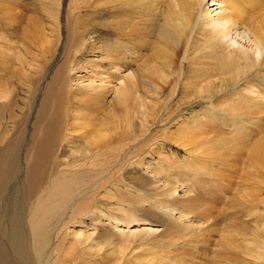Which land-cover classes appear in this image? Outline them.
<instances>
[{
  "label": "bare ground",
  "instance_id": "6f19581e",
  "mask_svg": "<svg viewBox=\"0 0 264 264\" xmlns=\"http://www.w3.org/2000/svg\"><path fill=\"white\" fill-rule=\"evenodd\" d=\"M27 2L36 6L35 16L38 17L36 18L40 25L36 24V19H32L34 16H30L32 10L25 4ZM83 17L88 19L87 21L92 23V26H96L89 32H86V29L82 32L75 28L74 33L77 32L76 37L79 36V39H73L76 40L75 45L71 42L74 48L71 44L69 45L71 47L69 48L71 49L70 55H74V58L70 56L71 61L64 62L56 69L55 74L50 78L39 108L37 107L38 110L34 112L35 118L30 121L33 107L34 110L36 108L33 105L36 99L33 94L35 91L38 92L37 90L42 86L41 80L45 78L41 76L42 74L39 78V74L36 76L33 73L34 71L38 72L36 70H39L40 63H42L41 61L38 67L37 62L43 59L39 58L44 57L46 53L50 54L52 59L56 58L63 40L64 19L69 25L72 22H78L80 19L82 21ZM26 19L28 21H25ZM19 28L24 35L21 39H25L22 44L19 43L22 49L17 47L23 51L22 55L20 51L13 52L11 50L12 42L8 43L11 48H7L9 45L7 46L6 43V39H8L6 36L16 32V29L19 30ZM104 32L108 34V36L106 35L108 38L103 41L98 40V37L102 36L101 34ZM0 34L2 38L6 37L3 41L7 46L4 50L3 48L0 49V54L5 60L4 65H0V67L2 66L0 68V208L8 183L18 175L19 169H22L21 167L24 165L23 194L20 202L16 204V208L19 207V210L27 217L24 221L23 215L17 211L10 219L6 215L0 217V264H32L29 260L30 257L28 258L26 246H29L32 255L36 258L33 261H37L39 264H51L44 261L51 223L79 193L83 185L78 176L69 172H61L66 168L61 170L59 174H54V171L63 165L62 161L64 160H60L59 157L64 152V154H71L70 159H76V153L79 154L77 150L79 147L77 146L84 144L83 150H85L83 153V150L80 152L85 153L86 157V155L91 156V153L96 151L93 155L97 158L103 149L108 147H106L107 141L114 140L115 137L119 136L118 130L122 128V125H126L124 127L126 131L123 130L125 136L122 137L131 139L126 136V133L129 135L128 132L131 131V122L139 119L140 115L145 116L148 112L145 104L139 105L137 102L141 88L151 89L153 94L149 93L148 98L155 96L156 100L159 101L167 89L172 92L179 87H191L194 86L193 84H197V98L213 96L208 100L212 110L207 109L210 111L211 118H207L204 114L206 110L200 112L201 115L196 113L194 125H192L193 129H200L201 126L208 125L213 127V134H218L216 131L218 128L225 131L229 136L208 142V145L205 146L203 143L199 149L195 147L197 154H199V150L203 153L199 157L197 154L194 157L210 158L216 153L214 148L229 146V148L242 150L245 155L247 154L248 157L246 156V158L249 161L247 164H250L251 170L252 167L264 169V117L262 116L264 115V0H0ZM2 38L0 36V39ZM46 60L47 58H45ZM47 62L46 64H49L53 61ZM0 63H2V59ZM44 66L47 68L48 65ZM44 66L41 67V71L46 70ZM18 86L25 92L26 97L30 96V103L26 97L21 98L20 93L17 94ZM144 97L143 95V99ZM164 98L166 99L165 96ZM20 99L21 102L27 103V108H25V103L24 107H21ZM214 99H217V102L213 101ZM155 107L157 106L154 105L151 109L156 110ZM18 109L21 114L14 113ZM7 116L13 122L12 124L16 122L20 124L19 128L13 130V134L12 131L8 130L9 124H5ZM148 116L150 118L153 115L151 113ZM142 120L145 119L142 118ZM30 125L32 126L31 140L28 138L30 141L28 140L29 144L26 154L24 153V160H22V148L26 141V136L23 133L27 131ZM15 126L14 128H16ZM136 126L138 129V125ZM184 126V124L180 126V133L183 132ZM145 127H148V123L144 124V133L146 134L147 129ZM186 127L189 128V125ZM141 131L140 133H143ZM132 133L133 131L130 134L134 137L136 133L134 135ZM180 133L178 135H182ZM169 135L167 136L170 137ZM193 137L196 140V137ZM180 140L183 142L182 139ZM152 141L154 142V139ZM194 144L196 143L194 142ZM125 146L129 147V145ZM74 149L76 150L74 151ZM91 150L93 151L91 152ZM103 153L107 154L106 151ZM84 155L78 157H84ZM65 157L63 155L64 159ZM161 158L163 157L160 155V161L157 160L161 162ZM87 159L89 160V157ZM94 159L93 161H95ZM20 161L23 162L20 164ZM104 161L108 162V160ZM139 161L141 160L139 159ZM89 162L91 163V161ZM101 163L99 164L102 165ZM198 167L199 169L202 168L201 165ZM94 168L96 169V167ZM146 168L149 169L148 166ZM254 173L256 174L255 170ZM92 174L95 173L92 172ZM97 174L99 173L97 172ZM143 174L144 177L147 175L145 172ZM156 175L160 177L162 174ZM252 176L254 175L252 174ZM98 177L100 176L98 175ZM256 178L264 182V173ZM92 180L94 179L90 178L91 182ZM248 189L251 190V188H246L245 191L241 192L239 198L243 207L251 203L252 192L249 193ZM231 190L233 191V189ZM171 192L173 195L177 193L175 189H172ZM229 196H231L230 193ZM257 197L261 198L262 196L259 195L254 198ZM233 199L235 201V198ZM165 210L164 213L166 214ZM251 210L247 209V214ZM169 214L172 213L169 212ZM185 214L187 215V213ZM259 214L260 212L256 210V215ZM259 218L263 219L264 217ZM260 219L258 220L260 221ZM125 221L128 224L125 225L127 232L119 227L116 229L122 235L120 241L124 245L125 252L130 256L126 263L131 264L136 260V264H153L154 258L148 262L143 258L145 255L141 256L146 250L144 251L142 248L144 252L142 251L140 255L132 252V249L129 251L128 245L132 238H134L135 244L137 241L142 243L143 237L149 243L158 238L155 235L159 231L156 227L159 223L154 222L155 226H144L138 232L132 227L135 223L139 224V220L129 221L126 219ZM250 222L253 223V221ZM258 223L260 222L257 221V226L263 222L259 225ZM164 225L167 226L166 223ZM243 225L244 230L246 229L244 227L247 226ZM193 226L192 228L196 229ZM178 229H180L179 226ZM253 229L255 231L248 230V235L244 232H229L221 248L214 254V256L217 254L214 261L217 264L218 262H220L219 264H264V225ZM250 231L252 232L250 233ZM160 232L159 235H162L163 233ZM26 233L30 245H26ZM71 233L76 234L74 235L77 236L75 239H79V241L92 240L93 236L90 234L85 236L80 231ZM235 237L238 239L235 240ZM135 239H137L136 242ZM95 246L99 249L97 250L98 254L102 252L103 255L108 250L99 244ZM135 246L137 247V245ZM145 247L149 248L147 244ZM153 247L155 248L154 245ZM76 248L71 247L69 250L75 254ZM69 250L68 252H70ZM103 250L106 251L103 253ZM10 251L13 258H11ZM150 251L158 254V249L156 253L153 249ZM160 251H158L159 256ZM91 253L93 254V252ZM138 254L143 260L137 259ZM108 255L112 256V253ZM243 256H246L245 260ZM110 258L108 257L107 260ZM162 259L159 260L161 263L166 262ZM122 261L120 262L122 263ZM124 263L123 261L122 264Z\"/></svg>",
  "mask_w": 264,
  "mask_h": 264
},
{
  "label": "rangeland",
  "instance_id": "374dc122",
  "mask_svg": "<svg viewBox=\"0 0 264 264\" xmlns=\"http://www.w3.org/2000/svg\"><path fill=\"white\" fill-rule=\"evenodd\" d=\"M25 4L31 7L30 9L32 10L31 12L32 15L30 16L32 17L34 16V18L32 19L34 20L36 19L35 20L36 24L37 23L39 24L40 22L37 19L38 17L35 16V12H37L35 11L36 6L28 2ZM87 20L86 18L84 19L83 17L82 21L81 19L78 21L79 23L81 22L80 24L77 21H75L68 25L67 21L64 19L63 27L65 28H63V37H62L63 40H62L61 46L59 47L57 57L52 59L51 56H49L50 54L48 55V53H46L44 57L47 58L48 62L47 60L45 61V58L43 56L39 58V59L43 58L42 60L38 59L39 60V62H37L38 67L40 64L42 66L44 65H48V66L47 68L46 66H44V68L47 70L46 71L44 69L46 72L41 71L42 70L41 65L38 68L39 70H36L38 72H35V71L33 72L34 74H36V76L39 74L38 75L39 78L41 76H44L46 79L43 78V80H41L42 86L37 90L38 92L35 91L34 92L35 94H33L34 97H36V99L33 102V105L36 106V108L34 110V107H33V112H31L32 116L30 117V121H32V119L35 118L34 112L38 110L41 100L43 98V95L49 84L50 78L55 74L56 69L60 65H62L64 62L71 61V59L74 58V55H70L71 52L69 51L71 49L69 48L71 47L69 45L71 44V46L73 47L76 42V40L74 41L73 39H76V38L79 39V36L76 37L77 32L74 33L75 28L79 29L82 32H84V30L86 29V32H89L93 29L94 26H96V25L92 26V23L88 22ZM25 21H28V20L26 19ZM85 21L87 22L85 23ZM9 35L11 36L9 37ZM9 35L6 36L9 39V42H8V39H6V37L2 38V35L0 34L2 38L0 39V49L3 48L4 50L8 45L9 46L7 48H11L10 47L11 45L8 43L12 42L11 50L13 52L20 51V49H22V46H21L22 41L25 40L23 38H22L23 40L21 39V37L24 36L21 29L20 28L19 30L16 29V32L9 33ZM101 35L102 36L98 37V40L103 41L108 38L106 37V35L108 36L106 32L102 33ZM3 39L4 41L5 39L7 40L6 42L7 46L5 42L3 41ZM20 42L21 44H19ZM71 42L74 43V45ZM17 47H19L20 49ZM66 49L67 51L65 52ZM20 52L22 55L23 51H20ZM0 57H1L0 61L2 59V63H0V65L2 64L3 66L5 60L4 58H2L1 54H0ZM41 61L42 63H40ZM46 62L47 63L52 62V63H49L50 64L49 65V64H46ZM40 74L42 75L40 76ZM193 85L194 86H191V87H179L178 89L173 90L172 92L171 90L167 89L166 92H164V95L162 96L161 100L159 101L156 100L155 96L154 98H148L149 93L151 95L153 94V92H151L152 91L151 89L149 90L147 88L146 90L143 88L139 89V93L141 95L138 93L137 102H139V105L141 104L146 105L148 112L146 113L145 116H148L151 113L153 116L149 118V116L145 117L143 115H140L139 119H136L134 122H131L132 128L130 130L133 131L132 133L133 135L136 133L134 137L130 134L131 131L128 132L129 135H127L126 133V136H128L131 139H128L127 137H126L127 139L125 137H122L125 134L124 132L126 131V129L124 128L126 125H122V128L121 129L119 128L118 130L119 136L115 137L116 140L115 139L111 140L113 142L108 140L107 141L108 145H106V147L107 146L108 147L104 148L102 153L99 154L97 158L96 156L93 155V153L96 152V151L92 152L93 150H91L92 152L91 156L86 155L85 157L84 155L85 153L82 154L85 150V149L83 150L84 144H80L79 146H77L79 147V149H77L79 154L76 153V157H77L76 159L71 158L72 159L71 160L69 158L71 157V154L68 155L69 153H66L67 154L66 155L63 152L61 156L59 155L60 160L62 159L64 160L62 161L63 165H61V167L59 166V168L56 169V171H54V174H59L60 171L63 170L64 168L67 169L70 167L72 169L70 168L67 170L65 169L66 171L63 170L61 172L62 173L69 172V173H72L73 175L78 176V178L81 179V182L83 185L81 186L79 193H77L73 197V199L68 203L66 208L55 218V220L52 221L53 224L51 223V227L49 228L50 230L49 243L47 244V247L45 249L46 252H44L45 262H49L51 264H100V263L101 264H119V262L123 260L125 262L124 264H127L126 261H129L130 256L128 255L127 252H125L124 245L120 241L122 240V237H121L122 235L119 234L118 230L116 229V227H119L120 229H124L125 232H127V229H126L127 226L125 227V225H128L125 221L126 219H128L129 221H133V220L140 221L139 224L135 223L132 227L133 230H138V232L142 230L144 226L145 227H147L148 225L155 226V224H153L154 222L159 223V225L156 226L159 231L155 235V237H158V238L152 240L154 241L152 244L155 246V248L151 244L152 241H150L149 243L144 237L142 239L146 241L142 240V243H140L141 241L136 242L137 239L140 240V238H137L135 239V242L137 244H135L133 240L134 238H132L130 240V244L128 245L130 247L128 248L129 251H131L132 249V252L134 253L142 254V251L146 250V252L143 251L145 254L143 253L142 255L141 254L140 255L141 256L145 255L146 258L145 257L143 258L144 260L146 259V261L148 262L152 261L153 258L154 260L156 259L155 261L154 260L152 261L153 264H155L156 262L157 264H217V262L214 261L217 254L215 256L214 254L217 253L218 249L221 248V245L224 243V239H226V236L229 234V232H234V233L244 232L248 235L247 233L248 230L255 231L253 228L256 229V228L263 227L264 218L260 219L259 217L261 218L264 217V215L263 216L261 215V214H264L263 213L264 212V198H263L264 197V182H262L261 179L259 180L256 177L264 173V169H261L259 167H256V168L252 167V170H253L252 171L250 164H247L249 163L248 159L246 158L247 154L245 155L244 151L242 150H236L234 148H229V146L226 148H223L222 146H219V148H214V151L216 153L210 158L206 157V159H203L201 157L200 158L194 157L198 153L196 152V148L199 149V147H202L201 144L204 143V146H205V145H208V142H212L213 140H216V139H222L229 135H227L225 131H222L218 128H216V131L218 134H213V127L208 126V125L201 126V128L199 127L201 130L194 128L196 129V131H194L192 125H194V119L196 118L195 117L196 113H199L201 115V113L206 110L204 114L206 115L207 118H211L209 110H212V109L210 107V103H208V100L209 98L213 96H208V97L206 96L207 98L203 96L205 99L197 98V89H198L197 87L198 86L197 84H193ZM17 89H18L17 94L20 93L21 98H25L26 97L25 92L22 91L20 86H18ZM142 90H144L143 91L144 93L142 92ZM143 95L145 96L144 99H143ZM164 96L166 97V99L164 98ZM219 96L218 98H220ZM29 97L30 96L26 97V99L30 103ZM217 99H214L213 101L217 102ZM19 101H20L21 107H24L25 102L23 101L21 102V99ZM146 103L147 104L150 103V104L147 105ZM25 105H26L25 108H27L28 107L27 103H25ZM154 105L158 107V108L155 107L156 110H154V108L151 109L152 107H154ZM207 109L209 110L207 111ZM14 113L21 114L19 109L16 110ZM262 116L264 117V115ZM142 118L145 120H142ZM208 121L210 122V119H208ZM183 122H185L186 124ZM12 123L13 122L9 120V116H7V121H5V124L6 125L9 124L8 130L12 131L11 133L13 134V130L19 128L20 124H17V122L15 124H12ZM143 123L145 125L148 123V127H145L147 129L146 134L144 133L145 129H144ZM183 124L185 125L184 128H182L183 132L180 133L179 128ZM14 125H16L15 126L16 128H14ZM136 125H138V129L136 128L137 127ZM186 125L187 126L189 125V128L186 127ZM140 126L141 128L139 129ZM133 128L135 129V131ZM124 129L125 131H123ZM140 130H142L141 132H143L144 134L140 133ZM31 131H32V126L30 125L27 131L23 133L26 136L25 139L27 143L25 141V144L23 145V148H22V154H21L22 160H24V156L26 154V149L29 144L28 140L31 138V134H32ZM137 132H138V135H137ZM190 132L193 134H191ZM168 133L171 135H169ZM179 133L182 135H178ZM139 134H142L143 136ZM167 135H169L170 137H168ZM180 136L183 137V138L182 137L180 138L182 139L183 142L186 140L185 143L181 142V140L179 139ZM193 136L196 137L195 138L196 140H194ZM198 137L199 139H197ZM133 139L135 142L132 141ZM153 139H154V142L152 141ZM124 142H126L125 145L127 146L129 145V147H126L124 145ZM194 142L196 144H194ZM189 143L191 146L189 145ZM213 144H212V147H213ZM161 146L163 150L161 149ZM121 148H122V151H121ZM108 149H111V150L109 151ZM75 150L76 149H74V151ZM80 151H82V153ZM105 151L107 152V154L103 153ZM202 153L203 151L200 152L199 150V154H197V156L198 157L201 156ZM159 154L161 155V157H163L161 158V162H159L160 161ZM63 155L64 157L66 155L65 159L63 158ZM80 155L82 156L84 155V157L81 156L79 158L78 156ZM100 156L102 157L99 159ZM165 156L166 158H164ZM88 157H89V160L87 159ZM238 157H240L241 159L240 158L238 159ZM78 158L80 159V161ZM92 158L93 159L95 158L94 159L95 161H93ZM68 159L70 163L72 162L71 164H67L69 163L67 162ZM82 159H85V160H82ZM97 159L98 161H96ZM103 159L106 161L108 160V162L106 163ZM139 159L141 161H139ZM89 161H91V163ZM22 162L23 161H20V164ZM97 162L99 163L102 162L101 164L102 165L104 164V166L100 165ZM76 164L78 165V167ZM80 164H82V166H80ZM199 165H201L202 168L199 169L198 167ZM145 166L146 167L148 166L149 169H147ZM94 167H96V169ZM21 168L22 169H19V172H18L19 176L17 175L7 185L6 192L3 196V201H2L3 204L1 205V208H0V217L6 215V217L10 219L17 211L23 215L24 221L27 218L26 215L19 210V207L16 208V204L20 202L22 198V194H23V190H22L23 184H24L23 175L25 173L24 165ZM76 169H77V172H76ZM69 170L70 171L72 170V171L70 172ZM164 170L166 174L164 173ZM254 170L256 174L254 173ZM92 172L95 173L96 175L92 174ZM97 172L99 174H97ZM144 172L147 174L145 175V177L143 174ZM160 172L162 175L160 174ZM224 172H225V175H224ZM122 173L123 175L121 176ZM154 174L157 178L154 176ZM156 174H159L161 176L159 177ZM252 174L254 176H252ZM98 175L100 177H98ZM90 178L94 179L92 180V182L94 183L90 181ZM99 180H101L100 183H98ZM254 185L255 186L258 185V186H256L255 188ZM246 188H251V190L248 189V191L249 193L252 192L251 193L252 198L250 199L251 203H249L247 206L244 205L243 207V205L240 203L239 198L241 196V192L243 190L245 191ZM172 189H175L178 194L176 193L175 195H173V193L171 192ZM231 189H233L234 192ZM229 193L231 196H229ZM259 195L262 197L254 198ZM233 198H235L236 202L234 201ZM229 206L231 209L229 208ZM164 207L166 208V210ZM244 208L245 209L247 208L248 210L249 209L250 210L252 209V210L251 212H249V214H247L248 213L246 212L247 209L245 210ZM76 210L78 211L77 213H76ZM164 210L167 216L164 213ZM253 210H255V212H253ZM256 210L260 212V214L258 215L259 217L256 215ZM169 212L172 214H169ZM185 213H187V215ZM253 216H256V217H253ZM249 217L251 218V220H249L250 219ZM172 218L174 219L172 220ZM254 218L255 219L257 218L255 221L256 223L257 221L260 223L263 222L261 223L262 226L259 225L260 223H258L259 226H257V224L254 222L255 220ZM179 219H182V220H179ZM258 219H260V221ZM176 220L178 224L176 223ZM250 221H253V223H251ZM73 222L76 224H74ZM165 223L167 226L164 225ZM202 223H203V226H202ZM193 224H195V226H193ZM243 224L247 226V227H244L246 228L244 230H243V226H244ZM247 224H250V225L253 224V225L250 226ZM255 224H256V227H255ZM91 226L92 228H90ZM178 226L180 229L177 230ZM192 226L196 227V229L192 228ZM251 227L252 229H249ZM78 231L83 232L85 236L88 234L93 235L91 238L92 240H88V241L86 240L79 241V239L76 240L75 238H77V236H74L76 234H72L71 232L75 233ZM160 231L163 233L162 235L160 234L161 238L159 235ZM198 231L200 232L198 233ZM252 231H250V233ZM26 237H27L26 245H30V240L28 238L27 233H26ZM237 239L238 237H235V240ZM65 242H66V245H64ZM95 243L101 245L105 249L107 248L109 251L106 249L107 251L103 250V253L104 251H106V253H104L103 255L101 254L102 252L98 254L97 250L99 249L95 248L96 247ZM131 244L134 246L132 247ZM146 244L149 246V248L145 247ZM83 245L84 246L86 245V246L84 247ZM135 245H137V247ZM71 247L73 248L77 247L75 249L76 250L75 254H73V251L71 252V250H69ZM26 249H28L27 253L29 255L28 258L30 257L29 258L30 262L32 264H36V263L39 264L37 261L36 262L33 261V259H36V258L34 257V255H32V252L29 246H26ZM81 249L84 250L85 252L82 251ZM148 249L150 250L153 249L155 253L157 249L158 251L161 250L160 256H159L158 251H157L158 254L156 255L154 254V252ZM68 250L71 253L68 252ZM86 250L88 253L86 252ZM148 251H150L152 255L150 254V252L148 253ZM91 252H93V254ZM107 253L108 254L112 253V256H109ZM147 253L149 256L147 255ZM140 255L138 256L137 259L143 260ZM103 257L106 259H104ZM108 257H111V258L107 260ZM160 257L161 259L163 257L162 261L165 260L166 262L161 263ZM11 258H13L12 253H11ZM243 259L245 260L246 256L245 257L243 256ZM133 262L131 264H136V260ZM122 263L120 262V264ZM219 263L220 262H218V264Z\"/></svg>",
  "mask_w": 264,
  "mask_h": 264
}]
</instances>
